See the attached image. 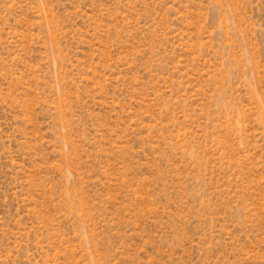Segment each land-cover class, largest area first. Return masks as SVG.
Segmentation results:
<instances>
[{"label":"rangeland","instance_id":"obj_1","mask_svg":"<svg viewBox=\"0 0 264 264\" xmlns=\"http://www.w3.org/2000/svg\"><path fill=\"white\" fill-rule=\"evenodd\" d=\"M0 264H264V0H0Z\"/></svg>","mask_w":264,"mask_h":264}]
</instances>
